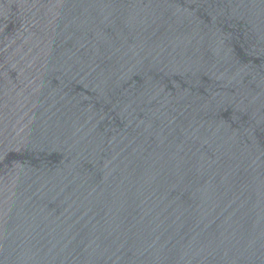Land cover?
<instances>
[{"label": "water", "instance_id": "obj_1", "mask_svg": "<svg viewBox=\"0 0 264 264\" xmlns=\"http://www.w3.org/2000/svg\"><path fill=\"white\" fill-rule=\"evenodd\" d=\"M0 264H264V0H0Z\"/></svg>", "mask_w": 264, "mask_h": 264}]
</instances>
